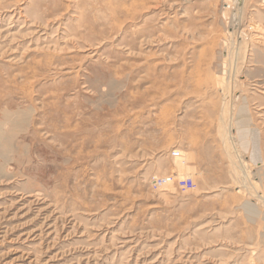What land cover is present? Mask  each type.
Masks as SVG:
<instances>
[{
    "label": "rangeland",
    "instance_id": "1",
    "mask_svg": "<svg viewBox=\"0 0 264 264\" xmlns=\"http://www.w3.org/2000/svg\"><path fill=\"white\" fill-rule=\"evenodd\" d=\"M0 264H264V0H0Z\"/></svg>",
    "mask_w": 264,
    "mask_h": 264
},
{
    "label": "built area",
    "instance_id": "2",
    "mask_svg": "<svg viewBox=\"0 0 264 264\" xmlns=\"http://www.w3.org/2000/svg\"><path fill=\"white\" fill-rule=\"evenodd\" d=\"M181 152L180 151H174L172 152V157L175 159L181 158ZM172 182L171 178H159V177H155L154 179H152L151 181V185L154 189L156 190H160L162 188L167 187L168 184H170ZM179 184V189L180 190H191L194 188V183L192 180H186V181H180Z\"/></svg>",
    "mask_w": 264,
    "mask_h": 264
}]
</instances>
